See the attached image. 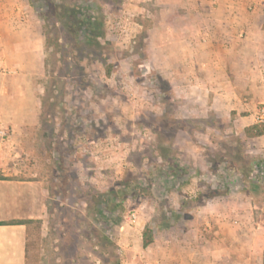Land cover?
Listing matches in <instances>:
<instances>
[{
	"label": "crops",
	"instance_id": "1",
	"mask_svg": "<svg viewBox=\"0 0 264 264\" xmlns=\"http://www.w3.org/2000/svg\"><path fill=\"white\" fill-rule=\"evenodd\" d=\"M153 2V63L180 98L176 118L237 114L242 135L264 104V0ZM45 58L41 22L28 0H0V127L10 133L0 145V264H28L32 223L45 216L50 198L33 178L35 147L44 137ZM245 142L249 153L264 156V135ZM200 190L191 183L189 200ZM180 206L174 202L182 225H156L145 247L148 219L132 208L120 238L126 264H264V225L250 199L229 194Z\"/></svg>",
	"mask_w": 264,
	"mask_h": 264
},
{
	"label": "rangeland",
	"instance_id": "2",
	"mask_svg": "<svg viewBox=\"0 0 264 264\" xmlns=\"http://www.w3.org/2000/svg\"><path fill=\"white\" fill-rule=\"evenodd\" d=\"M153 4H103L102 47L79 51L73 68L49 61L60 80L58 87L45 80L40 126L44 137L35 147L33 178L44 182L50 198L45 199V216L33 220L28 264H126L120 238L132 208H139L154 227L157 222L182 225L183 213L174 212V202H180L182 210L189 208L190 184L204 190L211 177L210 158L221 152V143L242 136V123L234 121L237 114L225 120L210 112L192 120L176 118L180 98L154 68ZM129 5L137 9L128 10ZM68 78L82 82L70 85ZM169 164L187 167V182L156 196L159 172L170 176ZM119 182L129 190L139 187L109 214L106 241L97 240V231L105 230L96 216L113 204L105 200L112 188L119 189ZM231 195L250 199L241 192ZM256 221L264 225L263 210H258Z\"/></svg>",
	"mask_w": 264,
	"mask_h": 264
},
{
	"label": "trees",
	"instance_id": "3",
	"mask_svg": "<svg viewBox=\"0 0 264 264\" xmlns=\"http://www.w3.org/2000/svg\"><path fill=\"white\" fill-rule=\"evenodd\" d=\"M28 2L41 22L47 76L56 87L60 77L54 69H50L49 61L60 62L73 68L76 65L75 56L79 51L92 47L101 48L102 41L106 42L102 6L106 3L114 4L119 8L122 0H28ZM58 52L61 53L59 57ZM71 59L73 61H70ZM74 81L82 82V79L68 78L66 82L71 85ZM63 84L65 85L64 81ZM263 135L264 122L252 123L244 127L242 136L235 135L230 143L226 141L221 143V152L210 158V180L204 190H200L195 198L187 201L191 204L190 207L220 196L241 192L250 196L256 220L258 210L264 211V156L249 153L245 139ZM168 168L172 170L170 176H164L163 172H159L161 180L156 181L154 186L156 196H160L165 188L178 189L187 182L186 178L190 173L187 167L183 165L175 167L169 164ZM119 185V189H111V195L105 200L113 204L102 207L99 211L100 215L96 216L105 230L97 231L95 235L97 240L101 238L102 241H106L109 229L107 222L111 219L109 214L122 207L128 199L133 198L134 190L139 187L136 184L129 190L128 184L119 182ZM156 225H160V222H157L155 227ZM155 227L149 223L145 225L142 232L143 247L153 241Z\"/></svg>",
	"mask_w": 264,
	"mask_h": 264
},
{
	"label": "built area",
	"instance_id": "4",
	"mask_svg": "<svg viewBox=\"0 0 264 264\" xmlns=\"http://www.w3.org/2000/svg\"><path fill=\"white\" fill-rule=\"evenodd\" d=\"M120 21H117L116 24H118ZM253 120L255 123L264 122V104L260 105V107L257 108L256 112L253 115ZM10 133L6 128L0 127V145L6 143L9 141ZM133 214L131 217L133 218Z\"/></svg>",
	"mask_w": 264,
	"mask_h": 264
}]
</instances>
